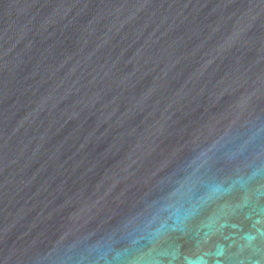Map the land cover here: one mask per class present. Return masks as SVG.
Returning a JSON list of instances; mask_svg holds the SVG:
<instances>
[{"label":"water","instance_id":"95a60500","mask_svg":"<svg viewBox=\"0 0 264 264\" xmlns=\"http://www.w3.org/2000/svg\"><path fill=\"white\" fill-rule=\"evenodd\" d=\"M0 264H264V0H0Z\"/></svg>","mask_w":264,"mask_h":264}]
</instances>
